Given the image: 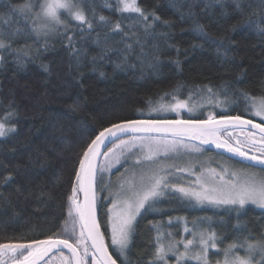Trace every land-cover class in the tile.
<instances>
[{
    "label": "trees",
    "instance_id": "16d2710c",
    "mask_svg": "<svg viewBox=\"0 0 264 264\" xmlns=\"http://www.w3.org/2000/svg\"><path fill=\"white\" fill-rule=\"evenodd\" d=\"M26 2L33 0H0V40L5 44L0 50V120L15 128L0 138V243L68 238L65 228L71 217L78 220L69 199L74 185L78 190L75 173L87 144L104 127L138 119H219L222 109L257 122L249 112L252 100L264 99V0H239L240 8L233 0L212 2L211 7L207 0H138L160 17L154 30L138 23L136 14L118 12L113 0H86L81 8L92 29L68 21L67 30L60 28L47 38L35 32L26 36L35 27L31 14L9 11ZM39 4L35 0L33 11ZM117 22L122 31L114 29ZM196 22L204 26L203 36L193 30ZM70 37L85 56L79 69L70 55ZM157 47L163 51L159 57ZM101 54L105 59L93 65L92 57ZM157 59L162 63L150 66ZM176 60L179 67L172 62ZM178 101L193 112L165 114ZM8 176L12 179L5 182ZM177 183L184 186L186 181ZM98 201V223L118 264H147L160 228L177 230L178 224L169 223L177 217L216 230L220 248L245 238L264 239V210L254 206L237 212L235 206L196 208L185 200L172 206L164 201L162 213L137 218L130 247L121 256L109 242L110 199ZM204 217L211 220L198 219ZM219 256L210 253L212 264Z\"/></svg>",
    "mask_w": 264,
    "mask_h": 264
},
{
    "label": "snow or ice",
    "instance_id": "6c2138e0",
    "mask_svg": "<svg viewBox=\"0 0 264 264\" xmlns=\"http://www.w3.org/2000/svg\"><path fill=\"white\" fill-rule=\"evenodd\" d=\"M86 0H80L81 3ZM223 3V0H207L206 6L211 7V3ZM237 8H240L239 0H233ZM33 3H24L14 5L9 11H16L24 16L31 14L35 20L32 9ZM111 7V6H110ZM116 10L120 13L136 14L137 22L148 27L155 28V22L160 20L159 16L148 12L142 8L138 0H117ZM152 17V24L149 25V17ZM127 18V17H122ZM104 16L100 20H105ZM183 19V17H182ZM74 21L80 24H87L88 29L93 28L90 19H86L85 12L77 15ZM107 26V22H106ZM164 26L171 27L170 22L165 21ZM67 30L68 25L64 26ZM204 26L196 22L193 29L198 35L203 36ZM116 31H122L121 23L114 25ZM83 31V29H81ZM264 31V29H261ZM35 32L37 37L47 38V32L38 30L37 26L30 28L25 32L29 36ZM83 39V37H81ZM47 40L45 39V45ZM99 45V40L96 41ZM68 46L70 55L76 62L77 69L80 68L85 56L82 50L73 47V40L70 37ZM231 47V45H229ZM131 49V45H128ZM0 49H5V44L0 40ZM155 55H163L160 48L155 49ZM105 59V55L92 57V63L95 65L97 60ZM179 67V60L172 61ZM4 56L0 55V67H3ZM162 61L156 60L152 67H158ZM45 71L48 70L47 66ZM120 67V65H116ZM95 70V67L93 68ZM104 73L101 72V75ZM211 91V89H209ZM245 98L247 99L246 94ZM184 102L178 101L171 107V111L179 114V110L185 108ZM155 110V109H154ZM191 111V109H188ZM219 119L209 115L206 120L178 119V120H158V119H138L129 120L121 123L111 124L104 127L87 144L83 151V157L79 161V169L76 170V180L79 182V191L84 193V202L81 204L76 199L77 188L73 186V196L69 197L72 201V211L75 212L77 221H74L72 235L75 236V224L79 225V235L75 243H70L69 238L48 237L47 239L31 241L14 240L12 242L0 243V264H53L57 258L51 256L54 251L59 253L61 264H88L87 257L91 256V264H116V260L109 254V248L105 243V234L101 232L100 225L97 222V213L101 207L96 195V185L103 182V171L105 166L97 158L101 155L108 156L114 149H128L135 146L138 142L146 150L144 159L152 161L160 155H167L174 152L178 144H182L183 138L198 139L201 144H213L217 150H223L230 153L233 157L239 158L237 163L241 165L240 169L224 168L218 173L215 169H206L196 175L194 181L188 182V186H179L177 181L166 174L163 169L153 172L150 175H142L139 184L134 181L128 182L126 189L122 186V191L117 193L119 199H113L110 212L115 211V219L111 228V245L116 246L121 256H125V250L129 249L132 242L133 233L136 231L135 222L143 214L162 213L164 208L162 204L167 201L169 206L173 202H183L184 200H195L198 204H208L214 207L238 206L235 210L238 212L246 203L258 205L264 208V124L253 123L252 119H244L241 115L227 114L230 110L222 109ZM249 112L248 108H245ZM251 116L259 117L264 121V99L252 100ZM0 122V138L7 136L9 132L15 131V128H7L6 123ZM251 126V128H249ZM238 129L242 136L235 138V143L230 139H221L220 133L227 129ZM258 129V132L252 131ZM144 135H137V134ZM132 134V135H129ZM155 134V135H153ZM124 137H127L125 139ZM113 144L107 152H101L102 147ZM200 151V149H197ZM123 155V153H121ZM120 162V157L116 158ZM140 161L137 160V163ZM99 164V167H98ZM253 166H259L260 171H252ZM111 167V164L108 165ZM185 169H177V172H184ZM193 173L189 172V175ZM12 179L11 176L5 178V182ZM103 190V189H101ZM111 199V197H109ZM177 220H183L184 217H177ZM207 221L211 217L198 218ZM173 221H169L172 223ZM154 227H159L154 221L149 222ZM195 226V222H194ZM211 228V225H209ZM67 231V228L65 229ZM185 232L191 231L188 227ZM226 234V233H225ZM194 238L176 240L174 238L166 241L157 233L156 246L151 252L147 264H170L169 256L175 258V264H186L188 261L195 260L197 264H208L210 253L219 252L218 237L216 230H202L192 232ZM171 237L172 234L168 233ZM198 236V240L195 237ZM90 242V243H89ZM182 245L183 250H181ZM61 249H67L71 254L64 256ZM47 257H50L46 260Z\"/></svg>",
    "mask_w": 264,
    "mask_h": 264
},
{
    "label": "rangeland",
    "instance_id": "374dc122",
    "mask_svg": "<svg viewBox=\"0 0 264 264\" xmlns=\"http://www.w3.org/2000/svg\"><path fill=\"white\" fill-rule=\"evenodd\" d=\"M117 4V0H113ZM39 9V7H38ZM38 9L36 11H38ZM36 11L32 12L35 13ZM63 18L66 19V23L69 21L74 24H80L77 21H74L68 16H64ZM34 25L36 26V21L33 19ZM64 28V27H61ZM65 29V28H64ZM43 37V36H42ZM45 38V37H43ZM1 50V49H0ZM175 105V104H174ZM172 105V106H174ZM186 107L180 109V112H187L192 113V109L190 106L185 103ZM168 107L165 109V114L170 115H177L178 113L175 111H171V107ZM188 109H191L189 111ZM257 122L264 124V121H261L259 117H255ZM0 122H4L3 120H0ZM7 127V126H6ZM9 128V127H7ZM238 136H242V133L239 132L238 129H227L220 133L221 139H230V142L235 143V138ZM127 139V138H125ZM113 145L110 147L112 148ZM197 149H200V151H197ZM107 152V151H106ZM123 153V155H121ZM146 150L139 145L137 142L135 146L131 147V150L128 149H120L116 148L112 153H109L108 156H103L101 160V164L105 166V170L103 171V182L98 184V198H102L104 200H109V197H111L109 201V206L106 210V226L108 228L109 232V242L111 244V228L112 223L115 219V211L110 212L109 209L112 207L113 199H119L120 197L117 196V193L122 191V186L124 189L128 187L129 181H134L137 184H139L140 177L142 175H150L153 172L160 171L161 169L164 170V172L171 176V178L177 182L186 181L184 186H188V182L194 181L196 179V175L200 174L202 171L206 169H215L218 173L222 172L224 168L232 169H240L241 167L239 165L234 164L231 161L225 160L217 155H209L205 153V151L200 148L198 145L188 142L185 139H183L182 144H178L176 146V150L174 152H169L167 155H160L157 158H155L152 161H147L144 159V156L146 155ZM120 157V162H116V158ZM137 160L140 162L137 163ZM127 163V166H125L123 169V172L113 174L118 168H121L124 164ZM111 164V167H108V165ZM177 169H185L184 172H177ZM252 171L259 172L260 170H256L254 168L251 169ZM189 172L193 173L192 175H189ZM180 185V184H178ZM103 189V190H101ZM79 190V188H78ZM99 193H101L99 195ZM76 199L79 203H81L80 198V191L79 195L76 194ZM188 204L196 207V208H211V209H218L220 207H214L212 205L208 204H198L195 200H185ZM254 206L257 209L264 210V208H260L258 205L252 204L251 202L246 203L245 206ZM227 207V206H222ZM234 207V206H231ZM238 207V206H235ZM73 220L69 221L67 225V232L69 233V240L70 243H75V239L79 235V225L75 224V232L76 235H72V229L74 227V221L75 219L71 217ZM173 221L172 224H178L177 230H172L171 228L167 231H165L163 228H160L159 234L161 235V238L163 240H167L170 238H174L176 240H182V239H192L194 238L192 235V232H199L202 230H205V227L200 225L199 222L195 220H171ZM195 222V226H194ZM188 227L191 231L185 232L184 228ZM65 228V229H66ZM66 232V231H65ZM168 233H171L172 236L169 237ZM195 239L198 240V236L195 237ZM112 246V245H111ZM116 248L118 251L119 249L116 246H112ZM181 250H183L182 245H180ZM120 252V251H119ZM66 256H70L68 253H65ZM65 256V255H64ZM170 264H175V258L172 256L168 257ZM88 264L91 263L90 257H87ZM61 264V262L57 263ZM186 264H197L195 260L188 261ZM215 264V263H213ZM261 264H264V260L261 261Z\"/></svg>",
    "mask_w": 264,
    "mask_h": 264
},
{
    "label": "clouds",
    "instance_id": "9594fccd",
    "mask_svg": "<svg viewBox=\"0 0 264 264\" xmlns=\"http://www.w3.org/2000/svg\"><path fill=\"white\" fill-rule=\"evenodd\" d=\"M81 13L80 0H40L39 9L34 16L38 30L54 35L65 26L64 16L74 20ZM219 252L220 256L215 264H261L264 260V239L245 238L229 242L219 248ZM208 264H212V261L209 260Z\"/></svg>",
    "mask_w": 264,
    "mask_h": 264
},
{
    "label": "water",
    "instance_id": "95a60500",
    "mask_svg": "<svg viewBox=\"0 0 264 264\" xmlns=\"http://www.w3.org/2000/svg\"><path fill=\"white\" fill-rule=\"evenodd\" d=\"M245 119V118H244ZM253 123H258V122H254L253 121ZM249 128H251V126H249ZM252 131H255V132H258L259 130L258 129H252ZM129 135H132V134H129ZM137 135H144V134H137ZM153 135H155V134H153ZM124 138H127V137H124ZM183 139H185L186 141H188V142H191V143H194V144H196V145H198L200 148H202V149H205V150H207V151H209V152H213V153H215V154H218V155H221V156H224V157H226V158H228V159H230V160H232V161H238V159L239 158H237V157H233L230 153H226V152H224L223 150H217L216 148H215V145H213V144H201L200 143V141L198 140V139H188L187 137H185V138H183ZM113 144H108V146L105 148V147H102L101 148V152L103 153V152H106L107 150H108V148H110L111 146H112ZM102 158H103V155H101V156H99L98 158H97V160L99 161V162H101V160H102ZM98 167H99V164H98ZM252 168H255V169H258V170H260L259 169V166H253ZM97 186V185H96ZM95 186V187H96ZM78 188H79V184H78ZM78 192H79V190H78ZM79 195V194H78ZM80 198H81V204L84 202V193L83 192H80ZM97 222H98V218H97ZM101 230V229H100ZM102 232V231H101ZM90 243V242H89ZM106 243V242H105ZM60 251H62V252H64V253H68L69 255H71L69 252H68V250L67 249H61ZM54 253H57V252H53L52 254H50V256L51 255H53ZM110 254V253H109ZM48 258V257H47ZM46 258V259H47Z\"/></svg>",
    "mask_w": 264,
    "mask_h": 264
},
{
    "label": "flooded vegetation",
    "instance_id": "af4514ba",
    "mask_svg": "<svg viewBox=\"0 0 264 264\" xmlns=\"http://www.w3.org/2000/svg\"><path fill=\"white\" fill-rule=\"evenodd\" d=\"M107 245V244H106ZM63 254L66 256V254L63 252ZM51 256H56L57 258L53 261V264H57V263H59L60 262V259H59V253H54L53 255H51ZM50 256V257H51ZM50 257H48L47 259H49ZM90 257V261H91V256H89ZM46 259V260H47ZM91 264V263H90ZM116 264H118L117 262H116Z\"/></svg>",
    "mask_w": 264,
    "mask_h": 264
}]
</instances>
